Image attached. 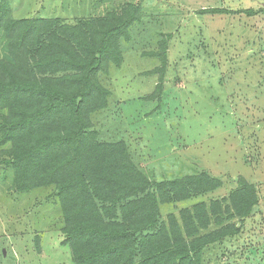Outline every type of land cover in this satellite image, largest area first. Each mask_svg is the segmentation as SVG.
<instances>
[{
  "label": "rangeland",
  "instance_id": "1",
  "mask_svg": "<svg viewBox=\"0 0 264 264\" xmlns=\"http://www.w3.org/2000/svg\"><path fill=\"white\" fill-rule=\"evenodd\" d=\"M128 3L140 4L142 17L131 40H121L122 65L100 76L111 96L92 115L99 140L124 141L152 182L200 173L223 181L216 192L161 205L160 222L228 196L245 178L260 203L249 218L234 221L240 234L204 250L202 264H264V15L242 13L264 9V0H0L15 19L68 24L121 13ZM210 9L227 13H202ZM162 44L163 91L149 100ZM2 173L0 163V264H74L53 188L18 194Z\"/></svg>",
  "mask_w": 264,
  "mask_h": 264
},
{
  "label": "trees",
  "instance_id": "2",
  "mask_svg": "<svg viewBox=\"0 0 264 264\" xmlns=\"http://www.w3.org/2000/svg\"><path fill=\"white\" fill-rule=\"evenodd\" d=\"M0 9L2 178L18 194L53 188L74 264H202L208 246L240 234L234 221L249 218L260 203L245 178L228 196L160 222L161 205L216 192L223 181L200 173L152 182L124 141L99 140L92 115L111 96L100 76L122 65L120 43L131 40L130 29L141 21L140 4L76 24L15 19L8 6ZM242 13L254 17L264 9ZM166 49L162 44L161 66L153 72L159 83L149 100L162 95Z\"/></svg>",
  "mask_w": 264,
  "mask_h": 264
}]
</instances>
